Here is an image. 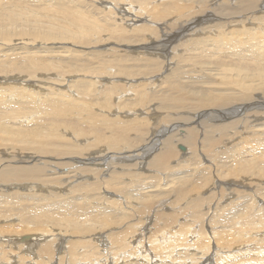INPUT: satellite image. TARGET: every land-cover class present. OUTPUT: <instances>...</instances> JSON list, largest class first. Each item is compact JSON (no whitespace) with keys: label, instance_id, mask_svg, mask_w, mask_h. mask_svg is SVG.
<instances>
[{"label":"bare ground","instance_id":"obj_1","mask_svg":"<svg viewBox=\"0 0 264 264\" xmlns=\"http://www.w3.org/2000/svg\"><path fill=\"white\" fill-rule=\"evenodd\" d=\"M96 1L94 0V2ZM116 1L121 2L123 0ZM124 1L128 2L125 5H129V8L124 5H115L118 10L114 11L112 24L118 26L119 20H124L126 17L130 20L132 13L129 14V12L132 9L135 10L134 20L143 21L135 28L128 29L125 27L127 32L132 31V34L129 32L133 39L130 41V45L140 44L141 46L138 48L140 55L149 53L158 55L163 66L153 62H140L139 58H134L138 61L129 63H122L123 60L121 59L116 62H109L105 58L112 51L109 47L104 51L97 49L94 52L96 54L95 59L101 60L103 56L105 59L96 62L95 65H88V61L83 65H77L75 68L73 67L74 64H58L56 62L54 64H37L39 68L36 66L30 68V66L24 65L22 71L28 72L29 76H36L42 72V75L49 73L53 76L61 75V77L63 74L66 76L77 75L78 79L74 82V84L76 83L75 98L70 96L69 90L68 93H61L59 90V94L56 95L54 90L44 91L33 85L22 84V79L13 86L0 85V144L3 142L0 147V221H7L8 219L17 221V223L11 225V229H0V250L7 256L6 260H1L0 257V264H11L10 261L18 262L17 264H33L34 261L31 262L30 259H32V255L37 254H39V260L36 261V264H85V261H88V264H118L117 261L122 259L121 252H124L123 250L127 251V247H129V250L127 256L125 255L126 259L134 256L133 259L135 260L125 264H146V260L150 259L151 256L144 254V252L138 253L139 251L137 252L135 247L139 238L137 234L141 233L140 229L144 227L151 229H148V232L151 233L147 240L154 252L156 251L155 255L162 260L163 257L166 259L171 258L172 263L178 261V256H180L181 261L186 264H246L243 261V256L247 252L250 257L253 255L249 249L244 250L245 252L236 250L237 247L228 240L226 244L214 242L216 249L211 250L212 256L210 255L209 245L197 243L193 248V253H187L184 250L183 253L171 257L167 252H174V250L170 249L169 251L170 247L168 248L164 243L168 246L171 244L175 246L180 243L181 246L185 247L183 241H180L183 240L182 236L190 234L199 237V233H195L193 227L184 229L188 222L184 215L176 216L175 219L170 221L159 220L158 215L154 216L156 218L151 221L149 220L151 213L146 211V207L159 197L160 199L170 196L183 198L190 190L202 193L208 190L204 182L207 178L204 180L196 179L192 175V170L185 165L182 166L175 157L176 151L173 142L175 138L172 135L166 139H163V137L171 130L177 129L178 126L194 124L190 132L186 133L182 139L176 140L178 150L184 153L190 151L192 155L197 154L200 159L209 160L212 157L209 150L211 146H225L227 142L222 143V141L227 140L228 128H235L238 122V119L224 122L227 119V114L231 111V107L236 104L237 99L242 100L250 97L254 85L264 88V78L256 77L259 74L258 71L264 72V46L262 45L264 44V0H154L150 3L145 0ZM158 3L161 6H157ZM70 5L66 4L70 8H64L62 13L63 15L67 13V19L69 20L66 22L59 16L57 20L70 22L67 30L76 31V37H79V33L85 35V37L82 36L83 40H78L79 38L75 40L84 52L94 51L92 49L90 51L84 50V46L87 44L90 47L88 45L90 42L96 44L97 37L102 32H108V29L100 25H94L91 28L86 24L87 15L83 13L76 14L74 6ZM136 6L140 9L139 11L135 8ZM210 8L214 10L210 11ZM2 11H5V13ZM42 15L44 16L30 15L28 17L33 18L35 21L48 18L46 14ZM16 16L17 13L15 12L9 16L6 9L0 11V20L7 18V23L10 24L15 22V19L10 17L15 18ZM141 16H145L144 19H141ZM241 16L242 18L238 19ZM218 18L225 19V21H217ZM24 19H27V17ZM147 20L153 23L160 21L161 24L160 26L151 25L146 23ZM168 20H176L170 28L168 23H164ZM210 21L216 24L198 26L199 23ZM254 22L258 23V27H253ZM248 23H251V25L248 26ZM0 24H3V22H0ZM38 24L40 23L38 22ZM42 26L44 25L42 24ZM96 27L99 30L92 33L91 31ZM188 28L190 30L185 32ZM258 32H261V34ZM111 33L115 35L114 32ZM145 33L151 38L150 40L153 39L150 44L139 43L140 39L144 38L142 36ZM69 35L74 41L72 34L65 36ZM32 37L36 38L34 35ZM178 39L179 43L177 45L173 43ZM32 40L38 43L43 42L41 39V41L38 39ZM171 44V49H177L172 60L179 56V62L189 63V65L185 67L179 65L173 68L175 71L174 76L177 74L178 76H173L172 80H168L167 74L162 79V107L169 112L179 110L189 114L164 115L163 122L158 129L142 133L138 138H132L129 133L133 128L139 129L149 122L148 118H140L139 120L127 118L130 114L127 109L129 106H135L133 98H124L120 95L118 97L120 100L118 103L119 109L112 108L109 99L114 97V100H116V96H105L103 91L100 92L97 89L98 81L95 79L86 80L85 78L89 79L88 77L94 76L95 73H107L108 76L104 77L103 83H106L105 81H108L109 78L130 80L144 75L153 76L152 80L155 78L158 80L159 73H165L162 69L168 68L172 64L167 58L168 47ZM116 49L122 50L121 48ZM120 54L126 59L133 56L130 51H123ZM129 54L130 56H128ZM217 55L224 59L222 60ZM210 57L217 58V62H214L216 61L214 60V63H210L208 60ZM204 59L207 60L205 63H208V65L203 66L199 62ZM199 63L201 64V75L197 77L192 71ZM209 63L217 69L216 73H218L215 77L224 79L221 82H216L219 83V86L229 85L227 89L230 92L222 91L221 87L216 86L217 84H213L214 86L208 85L214 81L213 77L204 73L207 66L210 65ZM39 70L42 72H39ZM254 71L257 72L254 73ZM184 80L189 83L184 82ZM91 81L95 82L90 83ZM39 82L43 83V80L41 79ZM193 82L198 86L196 90L192 89L195 86L192 84ZM46 84H49V82L46 81ZM86 85H88V90L84 89ZM92 85H95V90L92 89ZM3 87L6 91H3ZM92 91L93 93H91ZM133 92L136 94L137 106H144L145 100L142 91L133 88ZM53 94L56 96H53ZM261 94L264 96L263 93ZM20 96L22 97L18 98ZM114 102L116 103V101ZM247 106L263 109L264 99L256 102L247 100L244 107ZM209 107L212 108V112L207 115L203 110ZM91 108L104 111V113L92 109L86 115L90 119V124H87V121H84L81 116ZM115 109L116 111L113 112ZM110 110H112V113ZM157 112V109H152L149 116H156L158 115ZM241 114L239 106L233 111L232 118ZM260 116L257 125H243L238 129L234 138H240L243 141L245 138L253 136L264 122V111ZM162 124H164V127ZM197 126L200 127V134L202 130H206L205 135L208 137L201 134L202 138L198 139L199 145L195 147L197 132L194 127ZM85 130L87 133H85ZM89 133H93L94 138L87 136ZM233 133L235 132L233 131ZM206 138H208L207 143H205ZM159 141H161L160 144H158ZM179 142L186 144L187 148L181 146ZM260 144L261 136H256L246 144L228 145L225 152L227 153V160H224L228 176L225 170L216 169L213 171L215 181L227 179V182L220 184V190L224 188L226 192L228 190L229 194L235 193L234 191L238 189H229L226 186L250 187V183L246 182L247 179L251 180L256 176L264 177V152L259 156H255ZM163 146L165 147L164 150L154 156L148 164L152 165L151 171H158L162 176L166 174V171L175 174L176 181L179 182L173 184L166 192L164 186L157 188L151 171L143 175L145 192L140 193L139 198L143 200L140 204L133 202L129 193L125 190V186L120 188L122 182L119 180H128L130 175L125 176L123 173H119L118 176H112V182L102 180L101 176L113 171V167H122V165L118 166L117 161L123 159L128 153L127 151H132V155L135 156L134 159H138L133 163V166L137 169H143L145 167L143 159L146 161L155 150ZM109 153L112 154V158ZM220 154V149L214 152L218 163L221 162ZM93 155L96 157H93ZM251 155L254 156L250 158L248 163V157ZM51 159L62 161L53 162ZM183 162L190 164L188 159ZM52 169L63 172L54 175ZM93 172L96 175V180L92 178L94 181L91 184H88V181L79 180L78 174H93ZM181 174L182 176H180ZM60 176L59 182H54ZM159 182L160 185L165 184L161 180ZM125 184L128 189H134L129 183L126 182ZM56 185H59L60 189H56ZM15 186L23 189L28 187V189L26 192L7 191L10 187ZM135 188H140L138 182ZM149 188H152L150 193H148ZM262 188L264 189V185ZM55 189L57 191L52 192ZM100 189H102L101 192H99ZM114 189L121 190L124 193V196L120 195L122 201H114L107 196L115 195L116 198L119 197ZM40 190H45L47 193H41ZM251 191L249 196L257 202H259L258 199H260V202H264V199L260 196V193L264 194V191ZM239 192L244 191L240 190ZM216 193L220 198H226L225 191L221 195L219 190ZM93 194L101 200L103 205L117 202H120L123 208L126 204L132 205L134 209H137V216L126 220L127 223L122 224L121 222L124 219L118 218L115 211L105 206V210L98 209L97 205L100 203L91 196ZM196 195L198 196V193ZM212 196L209 197L212 198ZM23 200L26 202L24 205L22 204ZM85 200H87V203ZM202 202H204L203 198L197 199L196 197L191 200L190 212L196 219L201 217V213L195 211V209L201 204L202 206L205 205L206 202L204 204ZM164 203L165 200H161L162 210L169 208ZM227 206L229 204L224 207ZM176 207L181 209L182 204H177ZM118 220L119 224H116L114 221L117 222ZM209 221H206V225L211 227V219ZM251 226L256 229L259 227V223L254 220L251 222ZM258 233L242 232L241 236L247 243L250 240H258L252 237V234L257 235ZM165 235L170 239L166 238L165 240ZM108 243L111 245L108 246ZM178 248L180 247L178 246ZM110 250H113L115 255L111 254ZM15 252L17 253L15 256L18 255L20 259L17 262L15 256L11 255ZM21 252L23 253L21 254ZM254 252L258 254L257 259L261 260V250H254ZM251 263L254 262H248L247 264ZM258 263L264 264V261H258ZM161 264H163L162 261Z\"/></svg>","mask_w":264,"mask_h":264},{"label":"rangeland","instance_id":"obj_2","mask_svg":"<svg viewBox=\"0 0 264 264\" xmlns=\"http://www.w3.org/2000/svg\"><path fill=\"white\" fill-rule=\"evenodd\" d=\"M145 1L150 3L154 0H145ZM126 3H128V2H126L124 0L121 2L116 1V0H97L96 2H94V0H0V8L6 9V12L9 14V16H11V14L13 12L17 13V16L15 18L10 17L11 19H15V22H12L11 24L7 23V21H8L7 18H5V20H4V18L0 20V22H3V24H0V85H2V86L12 85L13 86V85H16L17 82H20V80L22 79L23 82H25V83L21 82L22 84H25L27 86L33 85L37 89H41L44 91H53L54 90V93L56 95L59 94V90L61 93H68V90H69L70 96L75 98L76 95H75L74 91L76 90L75 89L76 83L74 84V82L77 81V79H78L77 75L66 76L65 74H63L62 77H61V75L53 76L49 73L42 75L43 72L39 70V72H42L41 74H38L36 76H33V75L29 76L28 72L22 71V69L24 68V65L28 66V67L30 66V68H31L33 66L37 67V64H39V65L44 64V63L45 64H50V63L54 64V62H56L58 64H74L73 67L75 68L77 65H83L87 61H88V65H91V64L95 65L96 62L98 63V61H104L105 59H104V56L101 60L95 59L96 54L94 52L97 51V49L104 51V49L105 50L109 49V47H111L110 49L112 51L105 56L106 60H108L109 62H116V61L121 59V60H123L122 63H129V62H133V61L134 62L138 61V60H135L134 58H139L140 62H144V63L153 62L159 66H163L161 64V59L158 58V55H153L152 53L140 55V51L138 48H140L141 45L140 44L130 45V41L133 40L132 36L130 35V33L132 31L129 30L130 33L127 32L125 27L128 29L135 28L136 25H139L143 21V20H141L139 22V21L134 20L135 19V17H134L135 10L132 9L129 12V14L132 13L131 16L129 15L130 20L128 17H126V18H124L125 21L123 19L119 20L118 26L112 24V20H113L112 17L115 15L114 11L118 10V8L115 5H117V6L124 5L126 8H129L128 7L129 5L128 6L125 5ZM66 4H68V5L71 4L70 6L73 5L74 6V12H76V14H81V13L86 14L87 15L86 24L89 25L91 28L94 25H96V26L100 25V26H103L106 29H108V32H102L96 39V44L97 45H103L104 44L103 46H97L93 42H90L91 44L88 43V45H90V47L87 46V44H86L84 46V48H85L84 50L90 51L92 49L94 51L84 52L82 50L83 48L81 49V46L76 44L77 42H75V40H77L78 38H79L78 40H83V37H85V35L83 36L81 33H79V37L78 36L76 37L75 36L76 31L67 30V28L69 27V23H70V22L66 23L69 20V19H67L68 14L67 13L64 15L62 14L64 8H70V7L66 6ZM157 6H161L160 3H158ZM213 7H214V5H213ZM135 8L137 9V11L140 10V9H138L137 6ZM1 9H0V11H1ZM209 10L212 11L214 9L210 8ZM2 12L5 13V11H2ZM90 12H94V13H90ZM42 14H46L48 16V18H44V19H40V20L35 21L33 18L28 17L30 15L44 16ZM57 14H59V15H57ZM58 16H59V18H61L62 20H65L66 22L57 20ZM26 17H27V19H24ZM144 17L145 16H141V19H144ZM177 18H179V17H177ZM241 18H242V16L239 17L238 19H241ZM216 20L217 21H225V19L222 20V18H218ZM175 21L176 20H174V21L168 20V21H165L164 23H168V27L170 28L173 26V23H175ZM38 22L40 24H38ZM180 22H181V20L178 23L180 24ZM41 23L44 26H42ZM114 23H116V22H114ZM146 23L151 24V25H155V26L156 25L160 26V24H161L160 21H157V23H153V22H149V20H147ZM183 23H185V22H183ZM206 24H216V23H213L212 21L203 22V23H199L198 26H203ZM250 25H251V23H248V26H250ZM122 26H124V27H122ZM254 26L258 27V23L254 22L253 27ZM50 28H52V29H50ZM98 30H99V28L96 27V29L92 30L91 32L95 33ZM189 30H190V28L186 29L185 32H188ZM166 31H168V30H166ZM111 32H114L115 35L112 34ZM258 33L261 34V32H258ZM67 34H72V36L74 37V41L72 40L71 35L65 36ZM32 35H34L36 38H33ZM142 37H144V38L140 39L141 41H139V43L143 42L146 45V44H150L151 43L150 41H153V39L150 40L151 38L149 36H147V33L143 34ZM186 37H188V36H186ZM32 39H38L39 41L42 40L43 42H41V43H38L37 41L34 42ZM71 41H72V43H71ZM173 43H175L177 45L179 43V39ZM253 45H255V44H253ZM262 45L264 46V44H262ZM159 46H161V45H159ZM171 46H172V44L168 47V52H167L168 57L167 58H168V61H171L172 64L169 65L170 67L162 69V71H165V73L161 72V73H163L162 75H161V73H159L158 80L156 78L154 80H152L154 78L153 76L144 75V76H141V77H138L135 79H130V80H126L123 78H109L108 81H105L106 83H103L105 80L104 77L108 76L107 73H102V74L95 73V74H93L95 76V78H94V76L88 77L89 79H87V77L85 78L86 80H94L95 79L96 81H98L97 82L98 83L97 89L100 92L103 91V94L105 96L106 95L107 96L108 95L116 96V100H114V97H111L109 99L110 104L112 105V108L116 107V109H119L118 103L120 100L118 97L120 95H121V97L124 96V98L125 97L126 98H128V97L133 98V103L135 106H129V108L127 110L130 111V114H129V117H127V118H129V119L135 118L137 120H139L140 118H148L149 122L147 125H144L143 127L139 128V129L133 128L131 133H129V136L132 138H138L141 136L142 133H148L150 130L158 129V127L163 122V116L164 115L178 116L180 114H189L188 112H183V111H179V110L169 112L166 110V108L162 107V90H161V83L163 81L162 79H164V77H166V74H167L168 80H172V78L175 74V71L173 70V68H176L179 65L184 66V67L189 65V63L179 62L178 61L179 56L176 57V59L172 60L173 54L177 52V49H171ZM116 48H121L122 50H119V49L117 50ZM150 49L152 50L151 47H150ZM78 50H80V51H78ZM123 51H130V52H132L133 56L126 59V58L122 57L120 54ZM75 55H76V57H74ZM128 56H130V54ZM217 57L221 58L220 55H217ZM46 58H48V59H46ZM90 58H91V60H90ZM33 59H34V61H33ZM221 59L223 60L224 58H221ZM208 60L210 63L217 62V58L210 57ZM214 60H216V61H214ZM42 61H43V63H42ZM206 61L207 60L204 59L203 61H199V62H201L202 65L204 66V65H208V63H205ZM33 62L35 63V65ZM189 62H192V61H189ZM210 65L207 66L204 73H207L209 76L213 77L214 81H213V83H210L208 85L214 86L215 84H217L216 86L221 87L222 91L230 92V90L227 89L229 87V85L228 86H219V83H217V82H221L224 79L216 78L215 75L218 73V72L216 73L217 69L213 68V64H210ZM200 67H201V64L199 63L196 66V68L192 71V73H194V75L197 77L201 75ZM30 68H29V70H30ZM37 68H39V67H37ZM63 68L68 69L67 67H63ZM206 71H208V72H206ZM256 72L257 71H254V73H256ZM258 73L259 74H257L256 77L264 78V72H261V70H260V71H258ZM176 76H178V74L175 75L174 77H176ZM64 77H66V78H64ZM82 78H84V77H82ZM41 79L43 80V83L39 82V80H41ZM100 80H102V81H100ZM34 81H36V82H34ZM46 81H48L50 85L46 84ZM13 82H14V84H13ZM53 82H55V83H53ZM94 82L95 81H91L90 83H94ZM184 82L189 83L187 80L186 81L184 80ZM258 82H261V81H258ZM192 84L195 85L194 88H192V89L196 90V88L198 86L194 82ZM40 87H42V88H40ZM91 87L94 90L96 88L95 85H92ZM3 88H4L3 91H6L5 87H3ZM133 88H136V89L142 91V93L144 95V100H145L144 106H137L136 94L133 92ZM84 89L88 90V85H86L84 87ZM32 91H34V90L32 89ZM258 92H261L264 94V88H260V87L254 85V87L251 90V96L250 97L244 98L242 100H239V99L236 100V104L231 107V111L227 114V116H226L227 119L224 122H230L232 120H237V119H238V122H237L235 128H228L227 140L222 141V143L227 142L225 144V146L219 145L217 147L216 145H213L209 148V150L212 153V157H210L209 160H206V159L203 160L202 158L200 159L197 154L192 155L190 153V151H186L184 153V152H181L180 150L177 149V145H176L177 141L176 140L182 139L186 133L190 132L192 127H193L192 125H194V124L183 125L180 127L178 126L177 129L171 130L169 133H167L163 137V139H166L167 137L172 135L173 138H175V139H173L174 149L176 151L175 157L179 160V162L182 166L185 165L188 169L192 170V175L196 179L198 178V179L204 180L207 178L206 180H204V182L206 183V185L208 187V190L204 193L192 192L190 190L187 193V195L184 196L183 198H176L174 196H170V197H167L164 199H160V197H159V199H154L152 204L148 205L146 207V211L151 213L149 215V220H151V221H153L154 218H156L154 216H158V215H159L158 219L163 220V221H170V220L175 219L176 216L184 215V216H186V218L188 220V222L184 226V229H189V227H193L194 232L199 233V237L196 235L194 236V235H190V234H184L182 236L183 240H180V241H183L185 247L181 246L180 243H177L175 245L176 247L174 246V244H171L168 246V244L164 243V245H166L168 248L170 247L169 251H170V249L174 250V252H167L170 254L171 257L174 255L176 256L178 253H183L184 250L187 253H193L194 252L193 248L197 243H201V245H209L210 246L209 250L211 253L212 249H213V251L216 249L214 246V242L217 241L218 243L226 244L227 241L230 240L231 243L237 247L236 250H241V251L245 252L244 250L249 249L252 251L253 255L251 257H250L248 252L246 253L245 256H243L244 257L243 261H245L246 264L248 262H254L251 264H260V263H258V261H264V207H263L264 202H260V199H258L259 202H257L253 197L249 196L250 195L249 193L252 192L251 190H253V191H256V190L264 191V189L262 188V186L264 185V177L263 176H256V177H253L251 180L247 179L246 182L250 183V187L244 186L243 188H241V187L236 188L233 185H229V186L225 185L229 189H234V188L238 189V190L234 191L235 193H231V194L228 193V190L226 192V190H224V188H222L221 190L219 188L220 184L227 182V179H223L222 181H218V180L215 181V179L213 178V176H214L213 171H215L216 169L225 170V173L228 176L227 169H226L225 163H224V160H227L226 159L227 153H225V152H226L228 145L246 144V143L250 142L252 138H254L256 136L257 137L261 136V144H260L258 152L255 154V156H259L261 153L264 152V122L259 126V128L256 130V132L254 133L253 136L247 137L243 141L240 138H234V135L236 134L238 129H240V127H242L243 125H245V124L257 125L258 122L260 121V118H261L260 115L264 111V108L263 109L260 107L250 108V106L244 107V104L247 102V100H252V101L256 102V101L264 99V96ZM91 93H93V91ZM55 94H53V96H56ZM21 97L22 96H20L18 98H21ZM114 101H116V103ZM239 106H240V110H241L242 114L232 118L233 111ZM120 107H122V106H120ZM92 109L93 108L89 109L86 113L82 114V116H81V118L84 121H87V124H90V119L87 118L86 115ZM116 109L113 112H115ZM152 109H157L158 115L149 116ZM93 110L96 112L104 113V111H101L98 109H93ZM110 111L112 113V110H110ZM203 112H205L208 115L212 112V108L209 107V108L203 110ZM135 113L137 114L136 116H135ZM253 118H256V119H253ZM218 123H222V122H218ZM163 125L164 124H162V126ZM194 129H196L195 131L197 132L195 147H198V145H199L198 139L202 138L201 134L206 136L205 135L206 130H202V132L200 134V127L199 126L194 127ZM233 131L235 133H233ZM85 133H87L86 130H85ZM87 136L94 138L93 133H89V134H87ZM206 137H208V136H206ZM161 141H159L158 144H160ZM207 141H208V138L205 139V143H207ZM2 143L3 142H1L0 147L2 146ZM179 144H181V146H185L187 148L186 144L181 143V142H179ZM158 146H160V145H158ZM164 148L165 147L163 146V147L155 150L154 153L146 159V161H144V159H143V163H145V167L143 169H137V168H135V166H133V163H135V161H137L138 159H134L135 156L132 155L133 154L132 151H127L128 153L126 152L127 154L126 153L125 154L130 155L131 157L125 155L123 157V159L121 158V160L117 161L118 166L122 165V167L121 168L113 167V169H112L113 171H111L107 174H103L101 176V178L103 181L105 180V181L112 182L111 181L112 176H118L119 173H123L125 176L130 175V176H128L129 177L128 180H124V179L119 180L120 182H122V183H120L121 184L120 188L122 186H125V190L129 193V196L132 198L133 202L140 204L143 201L139 198L140 193L145 192L143 175L145 173H149L152 169V165L148 164V162H150L154 156H156L158 153H160L162 150H164ZM217 149H220V153H221L220 154L221 155L220 156V160H221L220 163H218L217 158L214 156V152ZM110 153H112V152H110ZM110 156L112 158V154H110ZM253 156L254 155H251L248 157V159H249L247 161L248 163L250 162V158ZM93 157H96V156L93 155ZM185 159L186 160L188 159L190 164H186V162H183ZM65 160L68 161L66 158H65ZM51 161L59 162L62 160L51 159ZM174 162H175V160H174ZM62 172L55 171L52 169V173H54V175H55V173H62ZM151 172L153 173L152 177L154 179V182H155L157 188L164 186L165 192L167 191L168 188L172 187L173 184H175L176 182H179V181H176L175 174L173 172H167L166 171L165 172L166 174L164 176H162L158 171H151ZM72 173H74V172H72ZM93 174H91V173H88V174L84 173V175L78 174L79 180L80 181L81 180L88 181V184H91L94 181L92 178H94L96 180V175L94 172H93ZM221 174H223V173L221 172ZM180 176H182V174ZM231 178L236 179L235 177H231ZM60 179H61V176L58 179H55L54 182L57 183V182H59ZM159 180H161L165 184L160 185ZM126 182L129 183L131 185V187H134V189H128L126 187V184H125ZM137 182L140 184L139 189L135 188ZM102 184H105V183H102ZM55 187H56V189L57 188L60 189L59 185H56ZM27 189H28V187L23 189V188H20L19 186H15V187H10L9 189H7V191L12 192V191L18 190V191L26 192ZM56 189L52 192L57 191ZM151 190H152V188H149L148 193H150ZM217 190L220 191V195L223 194V191H225V193H226L225 197L226 198H222V197L220 198L216 193ZM240 190H243L244 192H239ZM101 191H102V189H100L99 192H101ZM40 192L44 193V194L47 193L45 190H40ZM114 192L119 194V197L116 198L115 195L114 196L107 195L111 200H114V201L121 200L120 195L124 196V193L121 190L114 189ZM196 193H198V196L196 195ZM210 195H213L212 198L209 197ZM263 195L264 194L260 193V196L264 199ZM91 196L99 201L100 204L97 205L98 209L102 208L105 210L106 209L105 207H107V208L115 211V213H117L116 216L118 218L124 219V221L121 222L122 224L127 223L126 220H130V219L137 216V209H134L132 207V205L126 204L125 208H123V205L120 202H117L115 204L103 205L101 200L96 198L95 194H93ZM196 197H197V199L203 198V200H204V202H202L203 204L206 202L205 205L202 206V204H201L200 206H198L195 209V211H198L199 213H201L200 214L201 217L197 218V219L194 218V216H192L191 212H190L191 211V206H190L191 200L196 198ZM161 200H165L164 204L169 206V208L167 207V209L162 210L161 206H160ZM29 201H30V199H29ZM85 202L87 203V200H85ZM217 202H219V203H217ZM230 203H232V204H230ZM22 204L24 205V204H26V202L23 200ZM177 204H182V208L177 209V207H176ZM228 204H229V206L224 207L225 205H228ZM92 205L94 206L95 204H92ZM205 211H207V212H205ZM198 212H196V213H198ZM210 219H211V227H208L206 225V221L208 222ZM119 220L117 222L116 221H114V222L116 224H119ZM212 220H214V222H212ZM254 220H256L259 223V227L256 229L253 228V226H251V222H253ZM15 223H17V221H10L9 219L7 221H0V229H2V230L11 229V225H13ZM200 228H201V232H200ZM148 229H149V227H147V228L144 227L143 229H140L141 233L137 234V236L139 235L138 244H137V246H135L137 249V252L139 251L138 253L144 252V254H148L151 256L150 259L146 260V262H147L146 264H149V262H150V264H154V263L155 264H159V263L161 264V261L163 264H186L184 261H181L182 259L179 258L180 256H178V261L173 262V263L171 261V258H169V257H168L169 259H166L162 256L163 260L160 259L159 257H157L155 255L156 251L154 252V250L151 248V244L147 240L150 236V233H151L150 231L148 232ZM149 230H151V229H149ZM242 230H244V231H242ZM212 232L215 235H213ZM242 232H249V233L259 232L257 235L252 234L253 235L252 237L254 239H258V240H250V241H247V243H245V240L241 236ZM142 233H143V235H142ZM252 237H250V239H252ZM166 238L170 239V238H168V236L165 237V240H166ZM196 238H197V240H195ZM167 242H168V240H167ZM110 245L111 244L108 243V246H110ZM178 246L180 248H178ZM126 249H127V251L123 250L124 252H121L120 256L122 257V259L117 261L118 264H125V263L131 262V260L132 261L135 260V259H133L134 256L128 257L126 259L129 247H127ZM141 249H142V251H141ZM254 250H261V252H260L262 254L261 260L257 259L258 254H256L254 252ZM110 251H111V254L115 255V252L113 250H110ZM22 253L23 252H21V254ZM16 254H17L16 252H15V254L11 253V255H14V256ZM153 255H155V256L153 257ZM210 255L212 256V253ZM158 256H160V255H158ZM206 256H207V254H206ZM0 257H1V260L7 259L6 254L2 250H0ZM14 258H15L16 262L18 260H20L18 258V255L15 256ZM155 258H157L158 260H156ZM189 258H190V256H189ZM37 260H39V254L32 255V259H30V261L31 262L34 261L33 264H36ZM167 261H168V263H167ZM141 262L144 263L143 261H141ZM9 263L17 264L18 262L14 263V262L10 261ZM88 263H89L88 261H85V264H88ZM188 264H190V263H188Z\"/></svg>","mask_w":264,"mask_h":264}]
</instances>
